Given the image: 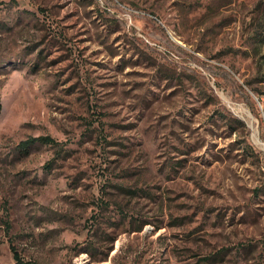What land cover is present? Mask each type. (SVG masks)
Segmentation results:
<instances>
[{
  "label": "rangeland",
  "instance_id": "374dc122",
  "mask_svg": "<svg viewBox=\"0 0 264 264\" xmlns=\"http://www.w3.org/2000/svg\"><path fill=\"white\" fill-rule=\"evenodd\" d=\"M12 247L264 264V0H0V264Z\"/></svg>",
  "mask_w": 264,
  "mask_h": 264
},
{
  "label": "trees",
  "instance_id": "16d2710c",
  "mask_svg": "<svg viewBox=\"0 0 264 264\" xmlns=\"http://www.w3.org/2000/svg\"><path fill=\"white\" fill-rule=\"evenodd\" d=\"M36 141L43 142V143H56L54 138L49 136V135H39L36 137H31V138H28L26 140L20 141L18 143V146L21 149L26 150ZM12 251H13V258H14L16 264H36L31 260H26V261L23 260L14 247H12Z\"/></svg>",
  "mask_w": 264,
  "mask_h": 264
}]
</instances>
